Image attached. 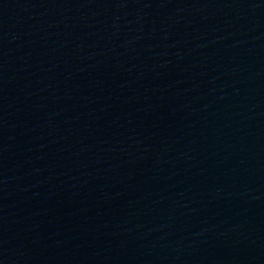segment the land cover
<instances>
[{
  "label": "water",
  "instance_id": "95a60500",
  "mask_svg": "<svg viewBox=\"0 0 264 264\" xmlns=\"http://www.w3.org/2000/svg\"><path fill=\"white\" fill-rule=\"evenodd\" d=\"M0 264H264V0H0Z\"/></svg>",
  "mask_w": 264,
  "mask_h": 264
}]
</instances>
